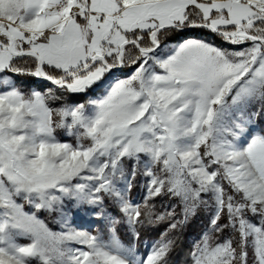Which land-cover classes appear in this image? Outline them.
<instances>
[{"label": "snow or ice", "instance_id": "snow-or-ice-1", "mask_svg": "<svg viewBox=\"0 0 264 264\" xmlns=\"http://www.w3.org/2000/svg\"><path fill=\"white\" fill-rule=\"evenodd\" d=\"M201 210L182 264H264V0H6L0 264H177Z\"/></svg>", "mask_w": 264, "mask_h": 264}, {"label": "rangeland", "instance_id": "rangeland-1", "mask_svg": "<svg viewBox=\"0 0 264 264\" xmlns=\"http://www.w3.org/2000/svg\"><path fill=\"white\" fill-rule=\"evenodd\" d=\"M6 5V0H0V10H2ZM17 84H19L20 82L16 81ZM24 87V90L25 91H28L30 88H33V87H38L40 88L41 90L45 87L44 85L42 84H35L33 82H30V83H24L23 85ZM58 135L63 137L66 135V133L62 130H58ZM69 139H72V137H69ZM130 166V165H129ZM139 192V189H134V197L136 196L135 193L137 194ZM69 207H71V204H69ZM78 213V215H76ZM72 214H73V219H74V222L76 223H83L85 227H88V221H91L93 218L91 216V213L87 210V209H72ZM45 215H47L45 213ZM82 218V219H81ZM195 222L197 225H200L202 224V226L198 227L197 229L198 230H195L192 235L190 236V238H195L196 235L201 231V229L205 226V222H206V214L203 210H201L195 217ZM51 226L56 229L58 226L56 224H51ZM92 226H95V225H92ZM96 226H100L99 225V222H97ZM125 231H127L125 229ZM141 251H144V248L143 246H141Z\"/></svg>", "mask_w": 264, "mask_h": 264}, {"label": "trees", "instance_id": "trees-1", "mask_svg": "<svg viewBox=\"0 0 264 264\" xmlns=\"http://www.w3.org/2000/svg\"><path fill=\"white\" fill-rule=\"evenodd\" d=\"M20 80H23L25 83H30L32 82L31 81V78L29 77H21V78H17V81L20 82ZM132 195L134 196V190H133V193ZM136 195V193H135ZM201 227L202 224L200 225H197L196 222H195V219L194 217L192 218L191 222L188 224L187 226V230L185 232V244L182 246V248H178L177 249V253L176 255L174 256V259L175 261L177 262V264H182L183 260H184V257H185V253L187 251V247H188V240L190 238V236L192 235V233L195 231V230H198L199 228L198 227ZM163 226H161L162 228ZM198 228V229H197ZM125 227L122 225L120 226V228L118 229L121 233V237L122 239H124V241L126 243L130 242L131 241V237L130 235L127 233V231H125ZM161 229H155V230H150L148 232L145 233V236L146 237H152L154 235H156Z\"/></svg>", "mask_w": 264, "mask_h": 264}]
</instances>
